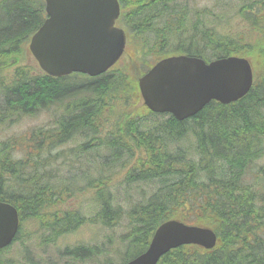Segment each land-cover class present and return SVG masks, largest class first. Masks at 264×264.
<instances>
[{"label": "trees", "instance_id": "1", "mask_svg": "<svg viewBox=\"0 0 264 264\" xmlns=\"http://www.w3.org/2000/svg\"><path fill=\"white\" fill-rule=\"evenodd\" d=\"M119 1L122 12L118 24L128 38L120 62L122 69L113 67L96 77L71 74L54 78L32 72L34 67L29 64H19L27 54L25 46L31 34L45 18L43 0H0V68L18 64L10 84L0 85L4 96L0 117L13 123L18 116H33L59 101L78 98L76 106L67 105L75 106L74 111L64 107V118L60 116L52 126L33 131V140L29 141L34 143L35 153H41L45 146L51 149L77 141L79 153L102 160L106 167V175L100 178L104 180L98 178L97 184H89L97 188L94 198L102 202L100 210L87 217L71 208H59L73 189L66 187L68 195L62 196L42 183V175L36 170L43 167V158L38 165L32 164V188L30 180L21 174L32 161L31 156L15 158L17 144L12 142V164L7 165L5 160L11 158L8 146L0 141V201L14 205L21 222H36L41 245L54 243L84 223L101 225L111 232L126 218L127 232L117 237L125 245L118 264L142 252L156 226L170 218L210 227L217 242L209 250L196 245L179 246L165 253L158 264H264V165L260 167L262 175L245 178L264 157V0H235V6H230L232 0H214L212 7L201 9L193 5L194 0ZM231 7L234 14L224 11ZM236 14L251 26L255 34L248 38L252 41L243 33L236 37L229 29L223 32L217 28L231 24ZM170 54H187L206 61L246 56L254 70L252 87L235 102L211 101L185 120L161 114L168 118L158 127H146L144 115L131 104L139 97L137 78L155 60ZM80 94L87 96L79 99ZM117 98L123 99V107L115 116L113 101ZM146 116L153 115L148 112ZM189 129L194 143L172 146L178 139L191 138ZM101 147L103 151L118 150L103 155L98 152ZM124 147L125 153L129 151L127 157L119 156ZM133 147L141 152L136 160L130 151ZM131 160L122 183L125 193H130L133 185L139 190L135 202L123 209L112 204L111 192L104 199L101 192L108 188L110 168L119 164L123 169ZM5 169L12 172L10 179L2 172ZM20 237L21 224L14 241ZM105 239L112 241V247L103 241L67 246L58 251V256L67 264H114L110 254L118 250L115 237L111 232ZM8 248L0 250V264H20L14 256L2 255ZM132 250L137 252L130 256ZM25 261L55 264L50 257L35 260L29 251Z\"/></svg>", "mask_w": 264, "mask_h": 264}, {"label": "water", "instance_id": "2", "mask_svg": "<svg viewBox=\"0 0 264 264\" xmlns=\"http://www.w3.org/2000/svg\"><path fill=\"white\" fill-rule=\"evenodd\" d=\"M45 12L47 17L31 36L28 49L47 74L96 76L121 56L125 33L114 25L119 15L117 0H45ZM252 81V68L244 57L206 62L181 54L156 62L139 77L138 88L149 110L183 120L209 101L230 103L242 98ZM18 226L16 208L0 201V248L11 243ZM215 243L212 229L169 219L156 228L146 250L124 264H156L177 246L197 244L210 249Z\"/></svg>", "mask_w": 264, "mask_h": 264}, {"label": "rangeland", "instance_id": "3", "mask_svg": "<svg viewBox=\"0 0 264 264\" xmlns=\"http://www.w3.org/2000/svg\"><path fill=\"white\" fill-rule=\"evenodd\" d=\"M227 1V0H221ZM214 0H194L193 5H195L198 8H209L212 7ZM235 6L236 2L235 0H232L230 3V6ZM234 7L225 8V12H230L231 14H234L235 11H232ZM212 9V8H210ZM229 9V10H228ZM223 11V10H222ZM232 17L231 19V24L222 25L217 27L220 31L226 32L227 29H229L232 33L236 35V37H239L240 33L245 34L247 36V40L252 41L251 38H248L250 34H253V30L250 25H248L241 17L237 16ZM227 19H230L227 17ZM228 30V31H229ZM255 34V33H254ZM130 39H132L130 37ZM132 41V40H130ZM24 54L22 56L21 61L19 64L23 65H31L32 67V72L35 70V72H39L36 64L34 63L33 59L31 56H25ZM12 60V59H11ZM18 64L8 66L6 68H0V85L2 84H10V81L12 79L11 73L15 70V67ZM118 69H122V65H116ZM113 69V68H112ZM79 99H82L83 96H87L86 94H80ZM4 96L0 90V109H1V104L3 102ZM76 99H68L65 102L60 101L56 104L51 105L50 107L41 110L37 114L31 116V115H21L18 116L17 119L10 125L1 123L0 124V141H6V140H11L12 142H15L17 145L16 151L14 152V156L16 158H24L25 155L27 154L26 149L24 148V144L28 142L30 143V135L33 130H37L39 128H48L53 125L54 121L59 118L60 116L64 118L66 112L63 111V108L69 109V110H75L76 109V104L75 103ZM122 98H117L113 101V108L115 109V116L120 114V109L123 107L122 104L120 105V101H122ZM136 102V103H135ZM75 103V106H67ZM131 104H134V109H137L136 111L140 110V114L144 115L143 116V125L146 127H151L155 126L158 127L159 124L162 121H165L168 116L167 115H154L153 116H146L145 112L143 109H140L142 106V102L139 98L137 101H132ZM120 105V106H119ZM141 118L139 117V120ZM101 126V125H99ZM189 133L191 138H183V139H178L172 143V146L175 148L181 147V146H191L194 143V136L191 133V130L189 129ZM35 137V136H34ZM29 138V139H28ZM32 139V136H31ZM31 144V143H30ZM77 141H70L65 144H62L60 146H56V148H53L49 151H43L40 153L41 157H44L48 154H56L57 152L63 150V153L67 155V158L70 160H74L73 156V150L75 148H78L77 146ZM12 147V146H11ZM124 148L121 149L119 156L127 157V153L124 152ZM118 149H115L114 151L111 150H106L101 147L98 149L99 153H102L103 155H106L108 152L109 154L113 155V152L117 151ZM70 151V153H69ZM130 151L133 153V160L138 159V157L141 156V152L139 149L136 147H133L130 149ZM104 152V153H103ZM116 154V153H115ZM87 153L85 152L84 155L81 157L80 161L84 165H90L93 171H91V174L88 172L80 174H76L75 170L76 168L78 169V165L76 164V161H68V163L72 164L74 168H69L66 164H63L58 167V165H55L54 163L51 166H48L47 169H53L55 172H57L61 177L58 181H49L51 184L54 185L52 188L55 192H58V190H64L66 187L72 188L73 192L69 193L70 195L68 196V199H65V201L60 205V209L67 210L69 208L74 209L78 211L80 214L85 215L87 217L93 216L97 211L100 210V204H101V199H96L94 198V194L96 192L97 188H90L89 184H97L98 183V178H103L104 177V170L105 166L100 159H96L95 161L92 160L94 158L90 157L87 158ZM63 159V157L58 158V160ZM89 159V160H88ZM131 160L127 165L122 169L121 167L119 168L118 165L115 167L110 168V182L108 184L107 190L111 192L113 199H112V204L115 205H120L123 209L129 208V206L135 202L136 196H137V190L138 188H129L130 193H125V185H123V177L127 170L130 168L132 165ZM262 165H264V157L259 159L255 166H252L250 168V173H246L245 178L247 180H250L254 175H262L263 171L260 168ZM57 167L58 169L56 170ZM85 168V167H83ZM108 169V168H107ZM108 169V171H110ZM72 171L74 172L71 175H68V172ZM96 171V172H95ZM261 171V172H260ZM116 172V173H115ZM260 172V173H259ZM109 174V173H108ZM63 177V178H62ZM92 182H89V181ZM101 181L104 179H100ZM71 182H74L71 184ZM79 182V183H78ZM30 183L32 184V188L35 187V182L33 180H30ZM76 183V185H75ZM82 184V185H80ZM86 188V191L80 193L79 189ZM103 189H106L105 187ZM148 191H152V188L149 187ZM103 196L102 199L106 198V191H102ZM68 195V193H65ZM127 219L122 218L119 222V224H116L113 230L111 231L113 233V238L115 237L114 240V245L118 246L117 251H113L110 256L113 258L114 264H118L121 260V253L125 251V245L120 242L119 240L117 241V237L121 236L122 234H125L127 232ZM111 232L108 230V228H104L103 226L99 225H93L91 223H84L80 225L77 229L73 230L70 233H67L65 235L60 236L54 243L51 244H40V238H41V233L39 231V228L36 224L35 221H31L26 219L25 221L21 222V237L14 241L11 244V247H9L7 250H4L2 255L4 257L8 256H14L16 258L15 260L18 261L20 264H26L27 262L25 261V256L27 252L29 251L32 256L34 257L35 260L41 261L42 259H47L50 257L53 259L55 264H67L64 259H60L58 256V251L60 249H63L64 247L67 246H74V245H81V244H89V245H95L99 244L101 241H103L105 244L112 245V241H107L105 239L106 237L111 235ZM128 243V241H127ZM112 247V246H111ZM137 251L132 250L130 253V256L135 254ZM73 264V263H69ZM74 264H91V262H85V263H77L75 262Z\"/></svg>", "mask_w": 264, "mask_h": 264}, {"label": "flooded vegetation", "instance_id": "4", "mask_svg": "<svg viewBox=\"0 0 264 264\" xmlns=\"http://www.w3.org/2000/svg\"><path fill=\"white\" fill-rule=\"evenodd\" d=\"M128 2L130 1V0H127ZM136 0H134L133 2H135ZM10 146H12V145H10ZM31 147H35V146H31ZM8 151V150H7ZM4 152V154L6 155L8 152ZM12 158V157H11ZM40 161V159L38 160V162ZM49 161H50V159H44L43 161H42V165L41 166H45V165H47L48 163H49ZM68 161H72L73 162V160H70V159H63V160H57V162H59V163H61V164H66L69 168H73V165L72 164H70V163H68ZM10 162H12V159H6L5 160V163H7V165L8 164H10ZM68 174H72V171H69L68 172ZM50 175V174H49ZM48 174H47V172H46V174H45V172H43L42 173V179H44L45 178V181H48V180H51L52 179V181L53 180H57V179H59L60 178V176L58 175V173L57 172H55L54 170H52V177H48L49 176ZM41 179V180H42Z\"/></svg>", "mask_w": 264, "mask_h": 264}]
</instances>
